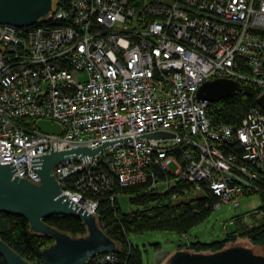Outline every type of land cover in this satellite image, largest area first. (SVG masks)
I'll return each mask as SVG.
<instances>
[{"label":"built area","instance_id":"built-area-1","mask_svg":"<svg viewBox=\"0 0 264 264\" xmlns=\"http://www.w3.org/2000/svg\"><path fill=\"white\" fill-rule=\"evenodd\" d=\"M0 47V162H12L14 176L38 183L31 157L50 144L94 149L162 130L175 137L116 142L52 174L95 217L102 195L117 213L116 187L174 199L204 184L218 197L212 210L264 196L262 109L250 106L239 124L215 122L211 102L197 98L216 78L264 91V0H59L34 26L0 24ZM38 120L61 133L40 131ZM91 260L118 262L116 253Z\"/></svg>","mask_w":264,"mask_h":264},{"label":"water","instance_id":"water-1","mask_svg":"<svg viewBox=\"0 0 264 264\" xmlns=\"http://www.w3.org/2000/svg\"><path fill=\"white\" fill-rule=\"evenodd\" d=\"M53 3L54 0H0V24L16 27L34 25L48 16ZM238 88L239 83L233 79L216 78L205 81L199 87L197 98L211 103L218 102L232 97ZM257 104L264 112V91L258 96ZM36 125L44 133H61L60 125L48 120H38ZM139 137L158 139L175 137V134L162 130L147 132L134 137L102 141L94 149L83 145L53 150L50 144V152L31 157L32 168L39 178L38 183L14 176L16 168L12 162H0V212L22 216L28 221L32 232L53 238V242L41 250L45 264H88L97 254L119 252L114 240L98 225L95 215L62 193L52 169L60 161L77 157L83 162L105 146ZM51 214L78 217L86 227V233L71 236L48 225L43 218ZM159 244L158 241L150 243L152 247ZM168 254L169 251L164 249L155 251V263ZM0 255L6 264H36L25 260L1 238ZM169 264H264V254L255 253L252 248L242 245L228 246L211 253L178 250L170 255Z\"/></svg>","mask_w":264,"mask_h":264},{"label":"trees","instance_id":"trees-1","mask_svg":"<svg viewBox=\"0 0 264 264\" xmlns=\"http://www.w3.org/2000/svg\"><path fill=\"white\" fill-rule=\"evenodd\" d=\"M58 1L54 0V3ZM40 22L42 20L38 23ZM238 83L239 88L232 97L210 104L208 114L215 122L239 124L250 106H259L257 98L263 91L250 82ZM158 176L165 177L160 173ZM115 190L135 195L130 200L131 205L135 207L131 213H121L119 210L113 213L106 197L99 196L100 216L96 219L98 225L119 247V252L116 253L118 258L116 264L125 262L126 264H142L139 247L127 241L129 233L172 231L186 234L210 215L213 203L218 200V197L204 184L198 190L188 195H179L174 199L167 195L149 194L141 185L116 187ZM255 210L248 214L251 217V223L240 216L235 217L231 224L233 225L232 231L227 233L223 239L207 243L192 242L189 244L190 251L215 252L228 247L227 245L235 241L237 237H243L252 244L264 246V217L256 222L257 214L264 216V196L261 197L260 206ZM43 220L48 225L71 236L86 233V227L81 219L74 215L51 214ZM0 238L25 260L36 264H45L41 257V250L53 242L51 236L32 232L24 217L3 212H0ZM0 264H6L1 255ZM88 264H92V260H89Z\"/></svg>","mask_w":264,"mask_h":264},{"label":"rangeland","instance_id":"rangeland-1","mask_svg":"<svg viewBox=\"0 0 264 264\" xmlns=\"http://www.w3.org/2000/svg\"><path fill=\"white\" fill-rule=\"evenodd\" d=\"M173 170L175 166L170 164ZM134 194H122L118 200L120 202L119 212L131 213L135 209L131 205V198ZM261 204V197L258 194L244 195L239 197V205L233 206L231 203H221L220 208L211 211L210 215L201 223L191 228L186 234H179L172 231H145L142 233H129L128 242L139 247L141 251L142 264H155L154 247L150 245L152 242H160L164 250H168L166 255L156 264H169V257L175 251H190L189 244L195 241L207 243L223 239L227 233L231 232L233 225L229 224V220L235 217H242L248 223H251L249 213L256 211ZM263 215H256L258 222ZM101 227V226H100ZM242 245L250 247L255 253L264 254V246L252 244L248 239L237 237L235 241L230 242L227 246ZM191 252V251H190Z\"/></svg>","mask_w":264,"mask_h":264},{"label":"flooded vegetation","instance_id":"flooded-vegetation-1","mask_svg":"<svg viewBox=\"0 0 264 264\" xmlns=\"http://www.w3.org/2000/svg\"><path fill=\"white\" fill-rule=\"evenodd\" d=\"M161 249H163V248L161 247L160 244L154 247V251H158V250H161Z\"/></svg>","mask_w":264,"mask_h":264}]
</instances>
